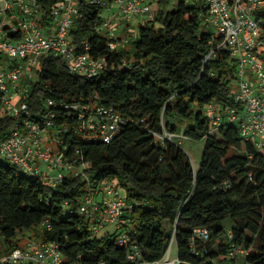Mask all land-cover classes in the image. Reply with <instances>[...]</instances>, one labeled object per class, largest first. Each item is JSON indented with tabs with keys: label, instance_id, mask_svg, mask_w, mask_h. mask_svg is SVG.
Listing matches in <instances>:
<instances>
[{
	"label": "trees",
	"instance_id": "16d2710c",
	"mask_svg": "<svg viewBox=\"0 0 264 264\" xmlns=\"http://www.w3.org/2000/svg\"><path fill=\"white\" fill-rule=\"evenodd\" d=\"M53 8L60 0H40ZM159 0L155 19L141 23L127 47L112 51L106 36L95 32L102 8L81 3L82 16L72 30L75 41L88 39L89 52L107 56V67L95 77L76 76L52 54L41 61L40 80L31 88L34 112H46L44 100L68 102L98 95L126 118L115 137L85 140L69 132L68 154H81L86 171L95 182L114 181L129 199L147 202L127 213L133 236L148 259L161 258L173 227L178 224L180 255L192 259L189 237L204 225L213 231L212 254L224 252V235L231 226L234 240L249 251L250 264H264V148L240 136L237 123L218 131L207 113L213 102L235 105L236 62L228 50L205 62L213 44L202 8L187 0ZM126 61V65L124 64ZM58 125L77 124L78 114L56 108ZM14 120L0 118V137L10 132ZM205 140L197 168L175 140H158L164 130ZM18 168L0 156V252L10 250L21 231L43 226L42 239L59 243L64 262L72 264H129L127 246L118 238L91 234L89 219L77 211L86 182L81 175H67L56 186L39 176L18 175ZM222 239V240H220ZM221 241V242H220Z\"/></svg>",
	"mask_w": 264,
	"mask_h": 264
},
{
	"label": "built area",
	"instance_id": "2783aa9c",
	"mask_svg": "<svg viewBox=\"0 0 264 264\" xmlns=\"http://www.w3.org/2000/svg\"><path fill=\"white\" fill-rule=\"evenodd\" d=\"M82 1L60 0L48 8L40 0H0V118L14 120L10 132L0 137V156L18 168V175L39 176L44 184L53 187L67 175H81L86 182L85 194L81 204L69 211L86 216L94 236L116 223L117 229L122 230L118 240L120 245L127 246L129 264H244L242 259L250 264L247 260L250 251L234 240L231 227L224 235L225 251L216 254H212L209 245L213 239L211 228L194 227L188 241L193 257L183 258L177 230L180 216L164 255L158 259L146 258L142 247L133 239L134 227L124 215L136 207L146 208L147 202L129 199L114 181L92 180L83 156L69 155L66 141L73 131L85 140L100 138L109 142L126 118L116 107L102 103L98 95L84 96L76 102L47 97L44 106L48 110L34 112L29 100L31 88L40 80L39 69L45 56L61 58L76 76L95 77L107 67V56L89 52L88 39L75 41L72 30L82 16ZM86 1L102 8V20L95 32L106 36L112 51L127 47L136 37L137 29H130L132 23L155 19L152 0ZM199 1L206 29L211 30L212 25L218 29L211 30L214 46L205 62L221 50H228L236 62V85L231 94L235 105L221 107L213 102L207 106L213 130L237 123L243 140H253L257 147L264 148V0ZM114 4L118 5V11L108 14ZM58 106L78 114L73 129L56 123ZM156 135L162 142L178 136L166 129ZM23 238L21 231L10 250L0 252V264H66L56 241L31 237L20 246ZM175 245L177 256L173 258ZM99 264L110 263L102 260Z\"/></svg>",
	"mask_w": 264,
	"mask_h": 264
},
{
	"label": "rangeland",
	"instance_id": "374dc122",
	"mask_svg": "<svg viewBox=\"0 0 264 264\" xmlns=\"http://www.w3.org/2000/svg\"><path fill=\"white\" fill-rule=\"evenodd\" d=\"M190 5H200L199 0H187ZM152 7L153 9L156 8L159 5V0H152ZM176 7V0H169L167 4V9H174ZM118 11V5L114 4V8L111 12H107L108 14H113L114 12ZM106 14V13H105ZM138 23H132L131 28L132 29H137L138 26L140 25V22L137 21ZM137 25V26H136ZM211 30L214 32H217V27L215 25H212ZM178 136L175 138L176 141L180 142L182 147L185 149V151L188 153L190 156L194 166L197 168V166L200 164L204 152V147H205V140H199V139H193V138H184L182 137L184 135L183 131L181 130L179 133H177ZM3 159V158H2ZM123 190V189H122ZM124 193L125 190H123ZM126 221H130V219H127V214L124 215ZM165 227L168 231L173 230V225L171 222L166 221L165 222ZM231 226H229L230 228ZM44 227L40 226L37 229H32V230H25L23 231L24 238L19 242L20 246H24L29 242L31 237H34L36 239H42V229ZM122 230L117 229V224H109L106 227L102 228L98 233L97 237L102 238V237H114V238H119L121 235ZM177 256V245H175L174 252L172 257L175 258ZM242 263H246V260L242 259Z\"/></svg>",
	"mask_w": 264,
	"mask_h": 264
},
{
	"label": "crops",
	"instance_id": "0c3cea01",
	"mask_svg": "<svg viewBox=\"0 0 264 264\" xmlns=\"http://www.w3.org/2000/svg\"><path fill=\"white\" fill-rule=\"evenodd\" d=\"M130 29H132V28L130 27Z\"/></svg>",
	"mask_w": 264,
	"mask_h": 264
}]
</instances>
